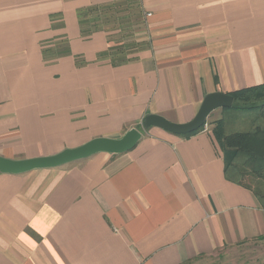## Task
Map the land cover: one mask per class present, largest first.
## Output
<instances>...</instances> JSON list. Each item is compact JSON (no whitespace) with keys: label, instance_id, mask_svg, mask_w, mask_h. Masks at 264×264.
Returning a JSON list of instances; mask_svg holds the SVG:
<instances>
[{"label":"crops","instance_id":"0c3cea01","mask_svg":"<svg viewBox=\"0 0 264 264\" xmlns=\"http://www.w3.org/2000/svg\"><path fill=\"white\" fill-rule=\"evenodd\" d=\"M264 83V0H0V155L140 130L125 153L0 172V264H186L248 251L264 210L226 178L208 93ZM216 114V115H215ZM264 248V247H263Z\"/></svg>","mask_w":264,"mask_h":264},{"label":"trees","instance_id":"16d2710c","mask_svg":"<svg viewBox=\"0 0 264 264\" xmlns=\"http://www.w3.org/2000/svg\"><path fill=\"white\" fill-rule=\"evenodd\" d=\"M228 94L233 98L232 105L222 108V117L212 128L223 154L224 174L227 179L251 190L264 210V83ZM228 112H243L250 116L247 130L227 132L225 118L226 114H231ZM246 179H252L254 187L246 183Z\"/></svg>","mask_w":264,"mask_h":264},{"label":"water","instance_id":"95a60500","mask_svg":"<svg viewBox=\"0 0 264 264\" xmlns=\"http://www.w3.org/2000/svg\"><path fill=\"white\" fill-rule=\"evenodd\" d=\"M233 98L228 93L215 91L202 99L195 115L186 122L175 123L155 114L146 115L141 121L142 129L155 126L176 135H187L203 127L209 114L217 108L231 107ZM141 137L139 129L132 127L119 138L96 137L60 152L33 158L10 159L0 155V172L21 174L34 169L54 168L60 165L89 157L97 152L121 154L130 150Z\"/></svg>","mask_w":264,"mask_h":264},{"label":"rangeland","instance_id":"374dc122","mask_svg":"<svg viewBox=\"0 0 264 264\" xmlns=\"http://www.w3.org/2000/svg\"><path fill=\"white\" fill-rule=\"evenodd\" d=\"M231 111H240V110H231ZM231 114H226L225 118V129L227 132H234V131H244L247 130V128L250 125L251 117L246 116L243 112H228ZM216 115V114H215ZM209 121H211V118H207ZM221 119V117L219 118ZM217 119V120H219ZM217 120H214L213 123H215ZM246 183L249 185H252L254 187V181L252 179H246ZM264 245V242L263 244ZM264 246L258 248V254L260 256L261 260H264ZM248 251H237V252H231L224 255H221L220 257L212 256L208 260H197L186 264H249L250 262H254V257L250 259L249 263L242 262L243 258H246L245 256L248 254ZM264 264V263H263Z\"/></svg>","mask_w":264,"mask_h":264},{"label":"built area","instance_id":"2783aa9c","mask_svg":"<svg viewBox=\"0 0 264 264\" xmlns=\"http://www.w3.org/2000/svg\"><path fill=\"white\" fill-rule=\"evenodd\" d=\"M207 127H208V123H207V120H206L205 123L203 124V127L202 128L206 130Z\"/></svg>","mask_w":264,"mask_h":264}]
</instances>
